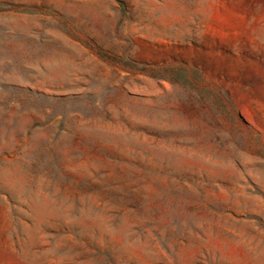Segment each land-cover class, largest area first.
I'll use <instances>...</instances> for the list:
<instances>
[{
	"label": "rangeland",
	"instance_id": "1",
	"mask_svg": "<svg viewBox=\"0 0 264 264\" xmlns=\"http://www.w3.org/2000/svg\"><path fill=\"white\" fill-rule=\"evenodd\" d=\"M0 264H264V0H0Z\"/></svg>",
	"mask_w": 264,
	"mask_h": 264
}]
</instances>
